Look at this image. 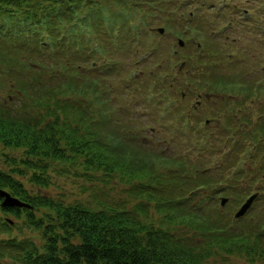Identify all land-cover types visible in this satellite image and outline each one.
Wrapping results in <instances>:
<instances>
[{"label": "trees", "instance_id": "16d2710c", "mask_svg": "<svg viewBox=\"0 0 264 264\" xmlns=\"http://www.w3.org/2000/svg\"><path fill=\"white\" fill-rule=\"evenodd\" d=\"M149 6L158 4L0 0V88L12 86L15 95H0V189L30 205L20 207L24 215L13 208L20 220L12 226L0 214V258L14 264H264L256 242L263 241L264 187L256 189L262 203L244 218L229 217L232 203L218 205L221 195L245 199L255 180L264 179L254 173L264 168V107L253 106L250 90L230 99L240 105L253 99L248 109L239 107L242 119L232 115L237 107L228 98L221 108L215 104L214 95L227 94L214 88L227 82L231 63L222 59L238 57L226 55L221 42H202L185 62L194 73L184 76L213 86L204 100L213 121L206 124L200 107L182 95L196 90L179 81L181 65L169 71L162 60L152 69L145 60L160 61L158 35L148 30L155 14ZM137 102L163 133L175 134V153L154 151L139 137L147 123L138 125L145 116L134 111ZM255 111L260 123L252 127ZM213 156L218 160L205 167ZM56 179L80 194L50 195ZM15 226L19 237L12 235ZM30 229L38 242L26 236Z\"/></svg>", "mask_w": 264, "mask_h": 264}, {"label": "rangeland", "instance_id": "374dc122", "mask_svg": "<svg viewBox=\"0 0 264 264\" xmlns=\"http://www.w3.org/2000/svg\"><path fill=\"white\" fill-rule=\"evenodd\" d=\"M155 1L158 4L156 9L153 6H149V8L152 9V11L155 14L154 16H151V20L148 25V30L149 32L154 30L155 34L158 35L159 49L157 52V58L160 61H154L152 58H149V56L148 57H146L147 55L145 56V53H146L145 51H139V56H145V60L151 62L152 69L154 68L155 65H157L158 63H161L163 60L164 62H167L166 67L170 71L172 65L179 66L183 61L185 62L189 61V55L195 54V51H197L198 47L202 49V45H203L202 42L205 45L209 43H213V42L219 44L220 41L226 40L227 42L231 44H227V47L229 49H226L225 54L226 55L231 54L232 57L234 54L238 58L237 60L233 59L232 62L227 57L222 59L223 65H228L231 63L229 66L225 67V71H227L226 72L227 77L225 79L227 80V82H223L221 83V85H215L214 88H227L226 89L227 98L228 99L230 98L233 100L239 97L244 91L250 90L249 93L252 92V94L254 95L253 99H256V102H255L256 104H254L253 106L257 105L258 110L260 106L264 107V44H255L254 42L236 43L234 41L232 42V37H230L227 40L226 36L228 32H230L231 30L229 29L227 32H224V30L221 29V26L226 24L222 20V18H220V20L222 21L221 25L213 26L215 32H218V31L221 32L218 36L214 35V38L217 39L219 37L222 40L218 39L215 41H211L207 38V37H211L210 35H208L207 33L208 31L206 30L208 27H210L209 21L213 20L210 16H220V13L224 9L225 5H227L228 0H207V1H203L202 3L198 1L195 4L194 8L192 7L186 8V6L184 5V2L192 5L189 0H155ZM192 1L195 3L196 0H192ZM168 2H172L174 6L172 5V3H168ZM238 3L242 5V6L239 5L241 6L240 10L238 11L233 10L232 13H228V12H224V13L232 14V17H234V19L238 22L240 21H245L244 23L251 22L250 20L247 19L250 13L241 11L242 9H247L249 6L251 7L253 11L255 10L254 16L258 20L259 17L257 13L258 9L256 8V4L252 3L249 5L247 1H243V0H240ZM231 8H233V6H231ZM157 9L160 11V13L159 11H157ZM193 10L197 18L202 17L204 20L203 24L205 28H200L199 29L200 31L194 25V22L196 20L195 17L192 20V22H188L186 20V19H189V15H190L189 11H193ZM169 17L172 19V22L170 23V27L169 25H167L168 27V31H167L165 24H168V22L170 21ZM215 22L216 20H214V23ZM158 27L165 28V32L162 35L157 33L156 28ZM172 28L175 30V32L173 31ZM213 28L211 29L213 30ZM176 33H178V36L175 35ZM179 38L184 40L185 42L184 47H180L178 45ZM149 42H150V34H147L146 39L143 40V44L146 45L147 48H149L150 46ZM190 44L192 45L197 44V46L191 47ZM136 48L137 46L133 47V49H136ZM260 49H263V51ZM205 52L210 55L214 53L208 50H205ZM173 53L176 54L175 56L177 58L176 60H173L174 59V57L172 56ZM183 69H184L183 72L178 76V79L179 81H181V83H183V86H187V87L189 86L192 90L194 91L196 90L197 93H200L203 96L209 95L210 93H212L210 88H213V86L206 85L207 81L203 83L204 85L199 86L198 84H196V82L193 81L192 77L187 76V75L184 76V73H187L194 69L192 64L185 65ZM175 73H177V69L175 70ZM236 74H239L241 77L235 78L234 76ZM252 79L254 80L257 79V82H255L253 85H252ZM11 87L12 86L10 87L4 86V88H0V95L10 94L12 97L15 96L13 95V92H12L13 90L8 91L9 88ZM198 87H202V88H198ZM222 95H225V94L223 93ZM220 97L222 98L223 96H220ZM215 99H213L212 101L215 102ZM223 99L226 100V97H223ZM230 99L229 101L231 102V105L237 107L232 115L237 116L239 119H242L241 118L242 113L240 112L239 107L248 109L250 102L253 99L245 101L243 105H240L238 100L231 101ZM197 100L198 99L197 98L194 99V97L190 98L189 103H191V105H194ZM204 100H203L202 105L200 106L199 114L203 115L205 119V118H210L206 116H211L209 109H212V108L208 105H205ZM216 100L218 103L215 102V104L219 108H221L220 106L221 100L220 99H216ZM136 105L137 107L134 109V111H137L139 114H144L145 116L138 122L139 123L138 125H141L143 122L144 124L147 123L146 130L144 132L137 133L139 134V137L141 136L142 138H146L148 142L150 143V145H153L154 151H159V148H160L161 152L164 151L163 153L167 152L168 149H170L172 153H175L177 150L173 147L177 145L172 143V138L176 139L175 134L168 132V130L165 133H163L164 129L162 128L159 129L160 123L158 121L153 122L151 118H149L148 113L144 111V107H142V105L139 102H137ZM182 107L187 108V109L190 108L188 104L183 105ZM215 109H217V107ZM260 113L264 115V110L262 109ZM259 118L260 117L258 115V112L255 111V114L253 115V119L251 121L252 127L260 123ZM216 123L217 122H215V124ZM218 125L219 124H217L214 127V130L217 131L216 134L218 133V130H219ZM158 134H161L162 136L159 137ZM258 139H262V137L259 136ZM161 140H163V142ZM160 141H161V145H160ZM248 144L251 145V150H253L254 140L252 139L251 142H249ZM5 151L11 152L9 150H5ZM218 157L213 156L210 159V161L206 164L205 167L209 165L213 166V163L216 160H218ZM156 164L161 169L163 168L165 169L167 167L166 165H162V163L159 160L156 161ZM208 170L210 171V169ZM255 171H256L254 172L255 174H259L261 176H263L262 172L264 174V168H260L259 170L255 169ZM55 182H56L55 184L50 185V188L48 191L50 195H54L55 197L61 196V197H65L68 199H72L75 197V194L76 195L80 194L78 192L77 187L72 186V184L68 180L56 179ZM251 186H252V189H255V190L258 187H264V179H256L254 184H252ZM117 189L119 191L121 187L117 186ZM221 196L225 197V195H221ZM231 196L232 197H226L227 199L226 204L232 203L231 207L229 208L228 213H229V217L232 216L233 218H236V213L239 211L238 209L246 203V200H244V198L240 196H237V197L235 195H231ZM231 198H233L235 202L231 200ZM261 200L262 199L255 198V200L252 202V205H253L252 212H253V208L257 209L260 206V204L262 203ZM226 204L224 205V207L226 206ZM218 205H220L219 202H218ZM248 210H251V207ZM247 214L248 212L245 215ZM15 220H20V218L15 219ZM21 223H19V227H21ZM23 230H25V228ZM17 232H19V230L15 226L14 233L12 235L19 237ZM261 232H262V238L264 241V224H263V227L261 228ZM26 236H32L33 238L36 239L37 242L39 241V238H40V235L36 231H33L31 229L29 230ZM20 237H23V235H20ZM258 241H259V244L257 247L261 250L264 249V242L261 241V237L260 239L258 237L256 242ZM257 247H256V250L258 249ZM0 264H14V263L10 260V258L4 257V258H0Z\"/></svg>", "mask_w": 264, "mask_h": 264}, {"label": "flooded vegetation", "instance_id": "af4514ba", "mask_svg": "<svg viewBox=\"0 0 264 264\" xmlns=\"http://www.w3.org/2000/svg\"><path fill=\"white\" fill-rule=\"evenodd\" d=\"M189 1L193 6L190 5L189 3L184 2V5L186 6V8H188V7L194 8L195 4L198 1H200V3H202L203 1H207V0H196L195 3L192 0H189ZM239 1L240 0H228V3H227V5H225L224 9L221 11L220 16H210L213 20L209 21L210 27H208L206 29L208 31L207 33L209 35H211L213 38H214V35L218 36L221 32H219V31L215 32L213 26L221 25L222 21L220 20V18H222V20L226 24L222 25L221 29L224 30V32H227L229 29L231 30L230 32H228V34L226 36L227 40L230 37H232V42L234 41L236 43L254 42L255 44H264V0H246L249 5L252 3L256 4V8L258 9L257 13H258V17H259L257 20V18L254 16L255 10L253 11L251 9V7L248 6L247 9L241 10V11H244L246 13H250V15L247 19L250 20L251 22H247V23H244L245 21L238 22L234 19V17H232V14H225L224 13V12L232 13L233 10H235V11L240 10V7L242 5L238 3ZM239 5H241V6H239ZM231 6H233V8H231ZM210 12H212V11H210ZM189 13H190V17H189L188 22H192V20L195 17L196 18V20L194 22L195 27L197 29L205 28L204 24H203L204 20L202 17L197 18L195 13H194V10L189 11ZM214 20H216L215 23H214ZM211 28H213V30ZM219 40H222V39L219 38ZM220 42L229 44V42H227L226 40H222ZM198 88H200V87H198ZM192 93H194V92H192ZM202 96H203L202 94L198 95V97H202ZM218 99H223V97L222 98L219 97ZM13 196H15V195H13ZM15 197H17V196H15ZM1 199H3V198H1ZM14 207H17V206L3 207L1 205V202H0V208H4V212L0 210L1 217H3V219H5V220L16 219L15 215L13 214V211H15V209H13ZM17 208H18V213L20 215H24L23 208H20V207H17ZM11 224L12 223H10V225Z\"/></svg>", "mask_w": 264, "mask_h": 264}, {"label": "water", "instance_id": "95a60500", "mask_svg": "<svg viewBox=\"0 0 264 264\" xmlns=\"http://www.w3.org/2000/svg\"><path fill=\"white\" fill-rule=\"evenodd\" d=\"M160 33L164 32V28H159L158 29ZM179 45L183 46L184 41L182 39H179ZM0 195L4 197V200L2 202V206H18V207H28L30 208V205L20 201L19 199L13 197L9 192L0 189ZM256 195L251 196L246 203L239 209V211L236 213V217H241L242 215L245 214V212L248 210L250 207L251 203L253 202L254 198ZM226 198L222 199V205L226 202ZM13 222L12 220H10Z\"/></svg>", "mask_w": 264, "mask_h": 264}, {"label": "bare ground", "instance_id": "6f19581e", "mask_svg": "<svg viewBox=\"0 0 264 264\" xmlns=\"http://www.w3.org/2000/svg\"><path fill=\"white\" fill-rule=\"evenodd\" d=\"M243 1H246V0H243ZM145 75V74H144ZM257 80V79H256ZM255 82H257V81H255ZM182 95H183V97L184 98H193V93L191 92V93H188L187 91H182ZM189 99H187V100H189ZM256 194H259V192L258 191H256L255 189H253L251 192H250V195H256Z\"/></svg>", "mask_w": 264, "mask_h": 264}]
</instances>
